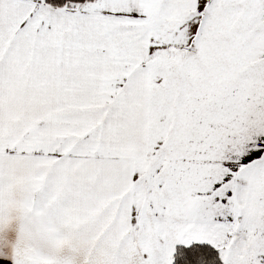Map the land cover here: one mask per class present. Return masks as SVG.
I'll return each instance as SVG.
<instances>
[{
    "label": "snow or ice",
    "instance_id": "snow-or-ice-1",
    "mask_svg": "<svg viewBox=\"0 0 264 264\" xmlns=\"http://www.w3.org/2000/svg\"><path fill=\"white\" fill-rule=\"evenodd\" d=\"M0 264H264V0H0Z\"/></svg>",
    "mask_w": 264,
    "mask_h": 264
}]
</instances>
